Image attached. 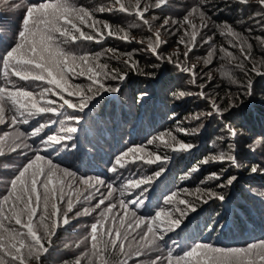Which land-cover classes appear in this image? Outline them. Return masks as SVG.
Segmentation results:
<instances>
[{"label": "trees", "instance_id": "obj_1", "mask_svg": "<svg viewBox=\"0 0 264 264\" xmlns=\"http://www.w3.org/2000/svg\"><path fill=\"white\" fill-rule=\"evenodd\" d=\"M45 2L50 0H0V57L16 43L27 6ZM150 2L154 3L155 0ZM73 3L91 11L93 18L102 22L98 27L105 38L100 42L77 41L62 46L75 55L105 53L101 63L106 62L110 68L126 72L127 76L123 81H108L120 90L115 93H101L82 113L65 106L64 114L75 115L79 117L78 121L64 120V116L47 113L36 117L27 125H19L20 131L30 132L50 119L56 123L45 128L43 137L65 135L61 128L76 127L77 132L72 134L73 139L66 141L69 145L66 151H61L60 146H57L56 150L49 149L42 154L80 177H99L107 183L115 181L117 186L120 182L117 181V174L109 172L108 169L115 157L129 147L145 144L149 149L154 148L152 152L167 156L168 160L162 164L144 165L138 161L137 164L121 170V178L133 172L137 174L134 178H137L153 176L161 167L164 169L161 177L155 178L148 186L144 197L145 205L137 209V214L146 218H151L161 208L167 209L164 199L174 191H180L181 198H184V189L194 192L197 188L211 189L224 196L222 201L212 199L206 204L195 197H187L195 203L197 209L181 218L182 223L178 229L166 233L164 240L159 242L163 251L133 257L129 264H137V261L151 264L156 255H166L169 249L173 250L174 255H183L184 251L196 243L222 248H243L264 241V75L252 71L255 64L264 72V46L256 39L264 38V17L255 16L264 9L255 0L248 4H241L238 0H206L202 10L211 19L207 21L208 27L199 28V14L192 17L199 33L195 47L185 59L183 53L187 49L178 43L184 29L179 24L173 25L171 21H183L184 16L199 0H167V4L159 9L149 8L144 18L151 22L153 32L159 30L161 38L166 41L158 52L165 57H173L174 60L179 57L189 68L195 66L193 72L196 83L193 84L190 82L192 73H183L174 64L158 61L146 50L149 37L152 41L155 37L135 14L95 11L100 7H111L114 0H73ZM165 20H169V24L161 27ZM103 23L109 24L111 30L117 34L107 35V31L103 30ZM225 23L247 38L252 45L250 54L247 48L242 54L237 41L226 34H220L216 26ZM81 27L85 32L95 35L90 28L83 25ZM184 27L187 28V25ZM125 33L128 35L127 40L120 38ZM209 37L210 42L204 43ZM232 44L237 46L232 47ZM107 49L116 50L120 59H109L112 53H106ZM221 49L231 52L236 59H229ZM213 50L211 63L205 64V60L209 59V52ZM129 52L133 53L136 70H130L122 63L123 59H127L123 54ZM244 55H250V59L244 60ZM240 63H243V68L237 67ZM11 79L16 82L15 87L3 79V64L0 62V87L23 89L33 93H38L40 87L42 88L39 92L44 87H50L44 81H22L18 77ZM249 81L252 83L251 95L247 88ZM71 82L84 86L90 83L85 77H73ZM180 91L186 95L182 98L173 95ZM201 92L209 99H202L199 95ZM49 96V99L57 103L62 102L57 96ZM211 100H215L222 110H226L222 117L207 115L211 111ZM195 105L200 109H195ZM194 110H200V114L197 113L201 116L200 120L192 119L190 113H196ZM190 121L192 123H188ZM226 125L235 129V138L226 131ZM177 126L187 129L190 134L177 132ZM169 131L178 141L191 143L194 148L190 152L180 153L165 148L159 141L153 145L147 144L149 139ZM12 132L14 128L9 123L0 126V137ZM199 133L204 134V139H200ZM202 140L205 141L204 144ZM28 143L34 149L40 148V140L37 138L30 139ZM5 151L7 154L0 156V196L7 193L18 168L27 162V158L20 155L19 150L8 153L6 148ZM220 153L234 155L239 167L232 166L229 162L201 163L204 159ZM28 156L31 157L32 152L29 151ZM197 165L199 171L191 172ZM253 167H258L259 171L252 173ZM213 172L221 175L219 181L207 179ZM232 176L236 177L233 184L217 187V184H226L227 179ZM136 195H139V191ZM131 198L135 199V195ZM95 203L96 200L91 205L87 202L79 204L74 212L94 206ZM72 215L69 214L70 217ZM97 215L98 212L90 216L81 215L58 228L49 253L42 257V264H65V261L71 262L81 255L86 250L85 244L81 242L88 236L90 225L95 222ZM78 243L80 247H76ZM87 248H90V243ZM111 259L112 264H117L115 256Z\"/></svg>", "mask_w": 264, "mask_h": 264}, {"label": "snow or ice", "instance_id": "obj_2", "mask_svg": "<svg viewBox=\"0 0 264 264\" xmlns=\"http://www.w3.org/2000/svg\"><path fill=\"white\" fill-rule=\"evenodd\" d=\"M238 2L248 4L251 0H238ZM255 2L264 9V0H255ZM205 3L206 0H199V3L184 16L183 21H171L173 25L179 24L180 28L184 29V34L180 36L178 43L187 49L183 53L185 59L196 45L199 28L208 27L207 21L211 19L202 10ZM166 4L167 0H155L154 3L150 0H114L111 7H100L95 11L135 14L142 20L143 25L147 26L148 31L153 32L151 22L144 18V14L149 8L159 9ZM197 13L201 21L199 28L192 20ZM255 16L264 17V11L256 13ZM101 23L93 18L91 11L77 7L73 0H50L39 5H29L17 34L16 43L0 57V62L3 64V79L7 84L15 87L16 82L11 77H18L22 81H44L50 86L44 87L38 93L0 87V125L10 121L9 126L14 128V132L5 133L0 137V156L7 154L6 148L8 153L19 150V154L25 157H28L29 151L32 152V156L18 168L11 179L7 193L0 196V264H42V257L49 253L58 228L67 225L70 219L81 215L90 216L97 212L98 215L95 222L90 225L88 236L81 242L85 244L86 250L73 261H65V264H112L113 256L117 258V264H129V260L133 257L163 251L159 242L164 240L166 233L178 229L182 223L181 218L197 209L195 203L187 197H195L205 204L212 199L221 201L224 199L223 195L211 189L197 188L194 192L184 189V198H181L180 191H174L166 196L163 202L171 208H161L154 216L146 218L138 215L137 209L145 205L144 197L148 186L155 178L161 177L164 169L161 167L153 176L137 178H134L137 175L135 172L121 178V170L137 164L138 161L144 165L162 164L168 160L167 156L148 151L144 146L129 147L115 157L112 166L108 169L109 172L117 174V181H120L117 186L115 181L106 183L99 177H80L42 154L49 149L56 150L57 146H60L61 151H66L69 147L66 141L73 139L72 134L77 132L76 127L61 128L65 135L43 137L45 128L56 123L55 120L50 119L30 132L20 131L19 125H27L36 117L47 113L64 116V120L78 121L79 117L64 114L66 108L82 113L101 93H115L120 90L118 86H112L108 81H123L127 73L110 68L106 62L101 63L105 53L75 55L62 46L77 41L100 42L105 38L103 31L98 27ZM168 24L169 20H165L161 27ZM82 25L90 28L95 35L85 32ZM185 25L187 28L184 27ZM216 27L221 35L226 34L238 42L242 54L245 48L249 54L251 53L252 45L248 43L247 38L242 37L227 23ZM103 30L107 31L109 36L117 34L107 23H103ZM179 30L178 28L177 31ZM153 36L155 40L152 41L149 37L146 50L150 51L158 61L174 64L183 73H192L190 82L195 84L196 78L193 72L195 66L189 68L179 57L174 60L173 57L161 55L158 49L166 41L161 38L159 30L153 32ZM120 38L127 40V33ZM256 39L264 46V38L256 37ZM210 40L211 37L204 43H209ZM231 46L236 47L237 44ZM220 51L229 59H236L231 52L224 49ZM106 53H112L109 59H120L114 49H107ZM123 55L127 59H123L122 63L130 70H136L137 64L133 61V53ZM213 55L214 50L209 52V59L205 60V64L211 63L210 58ZM248 59L250 55H244V60ZM243 66V63L237 65L240 68ZM252 71L264 75L255 64ZM73 77H85L90 83L87 86L72 83ZM247 88L251 95V81ZM49 95L59 97V101L62 102L57 103L49 99ZM173 95L182 98L186 93L180 91ZM199 95L202 99H209L203 92ZM210 107L208 116L222 117L226 111L222 110L215 100L210 101ZM192 119L200 120L201 116L195 115ZM176 131L190 134L187 129L179 126ZM226 131L232 138L237 136L231 125H226ZM32 138L40 140V148L34 149L28 143ZM157 141L173 152L186 153L194 148L191 143L178 141L171 131L149 139L147 144L153 145ZM210 162H229L232 166L239 167L236 157L232 154L220 153L218 156H210L201 161L202 164ZM190 171H199V165ZM258 171V167L251 169L252 173ZM207 179L219 181L221 175L213 172ZM235 180V176L229 177L226 184H217V187L231 185ZM137 191L139 195H136ZM132 195H135V199L131 198ZM93 200L97 201L94 206L74 212L77 205L85 202L91 205ZM69 214L73 215L70 217ZM89 243L90 248H87ZM76 247H80V243ZM137 264L141 262L137 261ZM151 264H264V241L243 248H222L196 243L189 250L184 251L183 255H174L172 249H169L166 255H156Z\"/></svg>", "mask_w": 264, "mask_h": 264}, {"label": "rangeland", "instance_id": "obj_3", "mask_svg": "<svg viewBox=\"0 0 264 264\" xmlns=\"http://www.w3.org/2000/svg\"><path fill=\"white\" fill-rule=\"evenodd\" d=\"M41 88H42V87H40V88L38 89V92H39V90H40ZM49 97H50V96H49ZM195 107H196L195 109H200V108H198L197 105H195ZM195 111H196V113H190V114H192V117L195 116V115H197V113L200 114V112H199L200 110H194L193 112H195ZM208 118H209V117H208ZM191 121H192V120H191ZM191 121L188 122V123H192ZM8 123L10 124V121H9V122H6L5 124H2V125H0V126H3V125L5 126V125H7ZM30 131H31V130H30ZM203 135H204V134H200V133H199V137H200V139H204V138H203ZM202 143L204 144L205 141L202 140ZM156 145H157V144H156ZM156 145H155V147H156ZM142 146L146 147L148 151H152V149H154V148H152V147H150V149H149L147 146H145V144L142 145ZM26 158L28 159V158H30V157L28 156V157H26ZM130 159H131V157H130ZM84 177H87V176H84ZM106 183H107V182H106ZM102 191H103V189H102ZM96 202H97V201H96ZM102 207H103V206H102ZM170 207H171L170 205H167V206H166L167 209L170 208Z\"/></svg>", "mask_w": 264, "mask_h": 264}]
</instances>
